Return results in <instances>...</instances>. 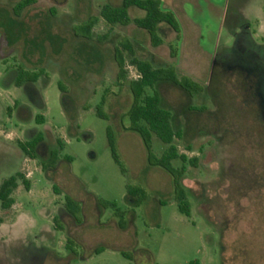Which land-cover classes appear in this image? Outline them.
<instances>
[{
	"label": "rangeland",
	"instance_id": "1",
	"mask_svg": "<svg viewBox=\"0 0 264 264\" xmlns=\"http://www.w3.org/2000/svg\"><path fill=\"white\" fill-rule=\"evenodd\" d=\"M20 1L0 0V182L21 171L30 189L19 184L12 207L0 209V264H264V0H159L177 32L159 24L156 47L133 23L110 26L99 17L102 5L122 0H36L15 10ZM90 16L97 22L86 32ZM126 43L135 57L172 66L203 88L190 96L156 84L182 131L173 144L197 159L184 163L181 179L189 217L177 209L170 176L149 166L138 135L123 129L131 96L117 80L114 48L126 79L137 76ZM18 69L38 74L32 90L15 85ZM108 126L125 176L110 156ZM38 132L44 140L30 160L16 141ZM57 140L59 161L47 164ZM151 146L156 157L167 147L155 136ZM126 182L145 192L138 206L126 197ZM65 196L80 205L78 221L64 209ZM98 199L125 211L124 229Z\"/></svg>",
	"mask_w": 264,
	"mask_h": 264
},
{
	"label": "trees",
	"instance_id": "2",
	"mask_svg": "<svg viewBox=\"0 0 264 264\" xmlns=\"http://www.w3.org/2000/svg\"><path fill=\"white\" fill-rule=\"evenodd\" d=\"M36 3V0H22L17 3L15 10H22ZM131 7L138 8L145 12L144 17L131 19L128 14V9ZM99 17L103 19L110 26L127 25L133 23L136 27L143 29L148 34L152 46H158L162 40L157 35V26L161 23L169 26L173 31L177 32V23L173 12L162 9L159 0H122L121 6H112L104 4L99 9ZM97 22V18L90 16L82 23V29L86 32L92 31V28ZM122 46L129 52V64L135 68L137 76L133 79L127 80V71L124 69L125 60L122 52L116 47L114 48V60L118 68L117 80L126 82L131 96L130 108L126 114L129 120V125L123 127L124 130H129L138 135L146 152V162L149 166H154L165 171L171 180V188L173 199L176 203L178 211L189 217L191 215V202L187 190L181 183V179L186 172L184 163L188 162L192 166L196 165L197 159L193 157L187 159L184 155L178 153L176 146L173 144L175 139L182 138V131L175 129L173 125L172 113L162 106L161 97L156 89V84L161 81L170 82L178 86L190 96H195L202 92V86L195 80L179 76L172 66L155 67L150 62L135 57L130 44H122ZM38 78L36 73H28L22 69H18L15 79V85L21 86L24 82H35ZM196 108V107H194ZM199 109V108H196ZM97 114L105 118V115ZM38 123H43V118L37 116ZM152 136L158 138L163 144L167 145L160 157H156L152 151L151 141ZM107 144L110 150V156L113 162L118 166L120 172L125 176L126 168L122 163L115 147V141L110 127L106 128ZM44 140L42 132L36 133L31 139L25 141H16L17 146L22 151L24 156L30 160L36 159V147ZM59 146L58 150H51L47 164L55 165L60 158L59 149L61 142L57 140ZM180 159L182 165L174 167L172 162ZM70 160V158H67ZM21 184L25 190L30 189V181L25 177L21 171H16L0 182V209L8 210L14 204L12 197L13 191ZM55 193L58 194V188L53 187ZM126 197L134 199V206H138L144 199L145 192L139 186H133L126 182ZM98 205L102 208H111L114 217L116 218L117 227L119 229L125 228V211L118 208L114 201L97 200ZM64 209L78 221L80 215V205L72 198L65 196ZM55 222L56 230H63V226ZM75 242L67 239L66 247L72 253L75 250L72 248ZM101 249H95L99 252ZM128 258L131 259L130 256ZM192 264V263H191ZM193 264H198L194 262Z\"/></svg>",
	"mask_w": 264,
	"mask_h": 264
},
{
	"label": "crops",
	"instance_id": "3",
	"mask_svg": "<svg viewBox=\"0 0 264 264\" xmlns=\"http://www.w3.org/2000/svg\"><path fill=\"white\" fill-rule=\"evenodd\" d=\"M33 5H35V4H33ZM33 5H31V6H33ZM31 6H29V7H31ZM29 7H27L28 9H29ZM260 23H259V26H258V32H262L263 31V29H262V20H260L259 21ZM50 37H49V39H48V41L50 42ZM17 76V75H16ZM15 79H16V77H15ZM15 79H14V81H15ZM22 86H24L25 88H28V89H31L32 90V88H33V83L32 82H25V84H22L20 87H22ZM75 220V219H74ZM76 221V220H75ZM116 225H117V223H116Z\"/></svg>",
	"mask_w": 264,
	"mask_h": 264
}]
</instances>
